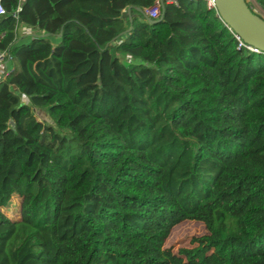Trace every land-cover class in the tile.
Returning <instances> with one entry per match:
<instances>
[{
    "label": "trees",
    "instance_id": "trees-1",
    "mask_svg": "<svg viewBox=\"0 0 264 264\" xmlns=\"http://www.w3.org/2000/svg\"><path fill=\"white\" fill-rule=\"evenodd\" d=\"M156 1L1 0L0 264H264V53Z\"/></svg>",
    "mask_w": 264,
    "mask_h": 264
},
{
    "label": "water",
    "instance_id": "water-1",
    "mask_svg": "<svg viewBox=\"0 0 264 264\" xmlns=\"http://www.w3.org/2000/svg\"><path fill=\"white\" fill-rule=\"evenodd\" d=\"M222 20L247 44L264 52V18L255 13L246 0H214ZM162 6V3H161ZM131 7H128L130 11ZM138 11L140 7L134 6ZM149 22L155 20L148 18Z\"/></svg>",
    "mask_w": 264,
    "mask_h": 264
},
{
    "label": "rangeland",
    "instance_id": "rangeland-1",
    "mask_svg": "<svg viewBox=\"0 0 264 264\" xmlns=\"http://www.w3.org/2000/svg\"><path fill=\"white\" fill-rule=\"evenodd\" d=\"M250 5L251 9L264 18V8H262L255 0H246ZM21 32L23 33H33L31 28L28 26H22ZM35 115L48 123L50 122L49 118L43 111L35 110ZM1 211L4 212L10 219H17L20 216V197L13 195L10 203L7 207L1 208ZM207 230L203 223L198 221H186L180 224L174 232L171 234L170 238L165 241L164 247L170 248L174 253H177L179 248H191L196 246L195 242H192L193 237H198L203 234H206Z\"/></svg>",
    "mask_w": 264,
    "mask_h": 264
},
{
    "label": "built area",
    "instance_id": "built-area-1",
    "mask_svg": "<svg viewBox=\"0 0 264 264\" xmlns=\"http://www.w3.org/2000/svg\"><path fill=\"white\" fill-rule=\"evenodd\" d=\"M18 1H19V3L17 5L15 11H18L20 9V3L22 0H18ZM165 1L168 3L176 2V0H165ZM204 1L206 2V5L208 8L213 9L217 12L214 0H204ZM161 3H162V0H157L152 6L146 7L143 9V14L147 20H148V18L155 19L159 16ZM4 14H6V10H5V8L2 5L1 0H0V15H4ZM217 14H218V12H217ZM218 16H219V14H218ZM220 19L222 20L221 17H220ZM223 23L231 30L234 37L236 38L237 48H245V49L252 51V52L264 53V52L260 51L258 48L245 43L240 38V36L238 34H236L224 21H223ZM30 34H32V33L30 32ZM10 63H11V55H10L9 51L7 49H1L0 50V81L5 80L6 77L8 76V74L10 73V71H11Z\"/></svg>",
    "mask_w": 264,
    "mask_h": 264
},
{
    "label": "crops",
    "instance_id": "crops-1",
    "mask_svg": "<svg viewBox=\"0 0 264 264\" xmlns=\"http://www.w3.org/2000/svg\"><path fill=\"white\" fill-rule=\"evenodd\" d=\"M30 34V33H29Z\"/></svg>",
    "mask_w": 264,
    "mask_h": 264
}]
</instances>
